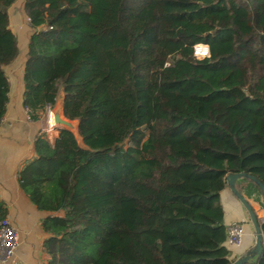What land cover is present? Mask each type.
<instances>
[{
    "label": "trees",
    "instance_id": "16d2710c",
    "mask_svg": "<svg viewBox=\"0 0 264 264\" xmlns=\"http://www.w3.org/2000/svg\"><path fill=\"white\" fill-rule=\"evenodd\" d=\"M14 1L0 0V119L3 66L19 53ZM23 10V106L46 118L61 89L83 141L41 129L17 174L48 212L43 264H228L226 175L264 185V0H23ZM197 43L207 55L193 54ZM235 185L264 209L257 183ZM259 223L252 262L264 264Z\"/></svg>",
    "mask_w": 264,
    "mask_h": 264
},
{
    "label": "crops",
    "instance_id": "0c3cea01",
    "mask_svg": "<svg viewBox=\"0 0 264 264\" xmlns=\"http://www.w3.org/2000/svg\"><path fill=\"white\" fill-rule=\"evenodd\" d=\"M7 11L19 53L12 62L3 66L9 87L6 110L0 123V198L7 206L6 217L16 227L19 241L16 258L0 261V264H43L48 256L42 245L47 233L42 229L40 219L48 212L38 209L29 200L19 186L17 174L24 162L34 156L33 140L39 130H51L47 136L52 139L57 134V128H50L45 117L30 119L23 106V67L31 28L23 10V0H15ZM220 198L223 222L227 227L235 221H242L245 225L241 245L227 246L230 260H233L253 245L255 233L245 208L228 186L221 190ZM252 206L257 215L264 219V209L256 203H252ZM246 264L255 263L250 261Z\"/></svg>",
    "mask_w": 264,
    "mask_h": 264
},
{
    "label": "water",
    "instance_id": "95a60500",
    "mask_svg": "<svg viewBox=\"0 0 264 264\" xmlns=\"http://www.w3.org/2000/svg\"><path fill=\"white\" fill-rule=\"evenodd\" d=\"M38 28L40 29L41 26H39ZM63 98H64L63 92L60 89L56 102L54 106L50 109V113L48 116L49 122L53 128L64 127V128L69 129L73 133L77 143L80 146H82L83 141L78 131V120L68 118L63 114ZM37 112L41 113L42 111L39 110ZM238 177H246V178H250L251 180H253L255 183H257V185L259 186V188L261 189L264 195V185L254 175H251L247 172L227 173L226 178H225L226 184L229 187L230 191L233 193V195L240 201V203L245 208L248 214L249 220L252 224L254 233H255V240H254L253 245L245 249L243 253H241L235 259L231 260L228 264H246L254 260L256 257H258L262 253V232H261L260 223H259L260 217L254 211V207L252 206V204L249 203L247 199L237 189L235 185V180Z\"/></svg>",
    "mask_w": 264,
    "mask_h": 264
},
{
    "label": "built area",
    "instance_id": "2783aa9c",
    "mask_svg": "<svg viewBox=\"0 0 264 264\" xmlns=\"http://www.w3.org/2000/svg\"><path fill=\"white\" fill-rule=\"evenodd\" d=\"M27 20L29 17L26 15ZM193 54L195 56H205L208 54V45L205 43H197L194 46ZM51 107L47 108L46 120L48 126L53 128L49 122V113ZM4 115V114H3ZM3 116L0 119V123ZM245 234V225L242 221H235L228 225L226 231V243L227 245L239 246L242 243L243 236ZM19 241V236L16 227L9 221L7 217L0 221V261H6L8 259L14 260L16 258L15 251Z\"/></svg>",
    "mask_w": 264,
    "mask_h": 264
},
{
    "label": "rangeland",
    "instance_id": "374dc122",
    "mask_svg": "<svg viewBox=\"0 0 264 264\" xmlns=\"http://www.w3.org/2000/svg\"><path fill=\"white\" fill-rule=\"evenodd\" d=\"M197 57H200V56H197ZM51 132V130H49L47 133L49 134ZM53 135H51V137H52ZM235 197V196H234ZM236 198V197H235ZM237 199V198H236ZM255 203L253 202V205H254ZM234 245H228V247H233Z\"/></svg>",
    "mask_w": 264,
    "mask_h": 264
}]
</instances>
